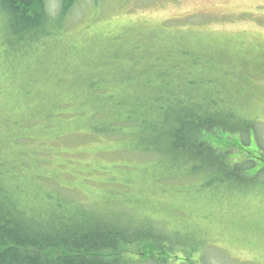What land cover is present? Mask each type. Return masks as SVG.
I'll list each match as a JSON object with an SVG mask.
<instances>
[{
	"label": "rangeland",
	"instance_id": "rangeland-1",
	"mask_svg": "<svg viewBox=\"0 0 264 264\" xmlns=\"http://www.w3.org/2000/svg\"><path fill=\"white\" fill-rule=\"evenodd\" d=\"M49 43L15 58L0 7V173L21 201L35 200L36 212L51 213L55 206L39 194L46 190L73 204L63 202L62 225L85 223L83 213L160 235L154 258L135 249L123 264H264L263 182L214 181L211 171L193 174L185 158H168L164 173L160 152H144L122 120L126 136L62 127L90 113L82 111L78 77L86 85L92 77L97 91L128 114L130 99L140 100V115L153 112L150 99H173L191 79L222 93L240 116L228 106L209 112L247 126L248 149L264 155V0H77L65 30ZM51 53L55 69L43 94L30 100L20 83L35 80L31 70L49 74ZM33 116L41 122L6 125Z\"/></svg>",
	"mask_w": 264,
	"mask_h": 264
},
{
	"label": "trees",
	"instance_id": "trees-1",
	"mask_svg": "<svg viewBox=\"0 0 264 264\" xmlns=\"http://www.w3.org/2000/svg\"><path fill=\"white\" fill-rule=\"evenodd\" d=\"M76 2L0 0L9 42L14 47L12 55L21 57L25 55L23 51L26 48L39 50V44L42 49L52 48L49 42L65 30L67 17ZM54 57L53 53L49 56V74L31 70L35 80L20 83L21 92L28 99L43 94L41 85L48 83V77L55 69ZM192 61L200 64L195 58ZM85 79L90 84L86 85L84 78L78 77L82 83L81 90L84 89L86 93L84 101L80 99V102L82 111L90 110V113L83 121H65L62 127H66L67 132L85 125L94 133L109 135L120 130L126 136L123 121L132 125L134 129L130 137L141 139L144 152L149 155L160 152L158 159L166 172L172 164L167 161L168 158L174 162L185 158L186 163L191 164L193 174L211 171L214 181L233 180L240 187H256L264 183V155L257 156V152L248 149L250 140L247 126L231 125L209 112L217 106H228L234 116L239 115L235 108L223 102L219 90L203 91L199 89L200 85L195 86V81L188 79L180 89L172 92L173 99H150L153 112L140 115V100L132 104L130 99L134 112L128 114L116 108L114 103L111 105L108 97L97 91L92 77ZM34 118L25 117L23 123L6 125H17L20 129L24 123L33 126L42 120ZM234 148L239 150L235 154L237 156L232 155ZM2 175L0 173V264H123L130 251L137 249L144 257L154 258L160 246L159 234L153 235L112 219H98L99 216L94 220L81 212L85 223L62 225L60 212L64 209L63 200L55 199L46 190L39 191L43 200L55 206V209L51 213L36 212V201L31 200V206H26L21 201L18 187ZM46 196L48 199H45ZM64 203L66 206L73 205ZM127 220L140 221L134 218Z\"/></svg>",
	"mask_w": 264,
	"mask_h": 264
},
{
	"label": "bare ground",
	"instance_id": "bare-ground-1",
	"mask_svg": "<svg viewBox=\"0 0 264 264\" xmlns=\"http://www.w3.org/2000/svg\"><path fill=\"white\" fill-rule=\"evenodd\" d=\"M39 46H40V49H42L40 44H39ZM163 171H164V173H165V169H164V168H163ZM169 171H171V170H169ZM169 173H170V172H169ZM163 238H164L165 240H164ZM163 238H162V240H163L164 242H167V237H163Z\"/></svg>",
	"mask_w": 264,
	"mask_h": 264
}]
</instances>
